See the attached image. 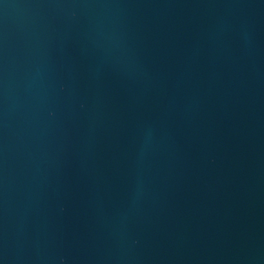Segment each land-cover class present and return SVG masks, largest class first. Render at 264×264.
Instances as JSON below:
<instances>
[{"label": "water", "instance_id": "obj_1", "mask_svg": "<svg viewBox=\"0 0 264 264\" xmlns=\"http://www.w3.org/2000/svg\"><path fill=\"white\" fill-rule=\"evenodd\" d=\"M0 264H264V0H0Z\"/></svg>", "mask_w": 264, "mask_h": 264}]
</instances>
